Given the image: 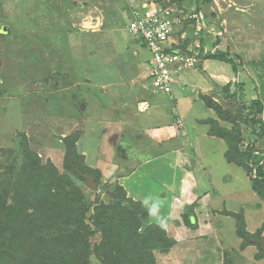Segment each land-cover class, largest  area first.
Masks as SVG:
<instances>
[{
    "label": "rangeland",
    "instance_id": "1",
    "mask_svg": "<svg viewBox=\"0 0 264 264\" xmlns=\"http://www.w3.org/2000/svg\"><path fill=\"white\" fill-rule=\"evenodd\" d=\"M149 1L0 0V185L6 178L16 182L27 148L43 164L52 161L61 175L71 151L75 166L84 169L77 182L86 203L92 204L87 218L101 205L121 204L137 212L129 224L134 228L139 223L143 239L138 241L131 231L124 243L129 251L137 252L147 232L156 229L170 241L164 248L147 249L156 264H264L258 262L264 259L262 247L254 244L259 233L264 237V197L252 182L255 171L264 169V130L253 133L248 122L257 101L263 105L264 122V0H210L201 6L206 29L214 31L220 50L230 51L231 57L239 54L244 64L242 81L236 79L239 85L229 89L207 68L200 77L212 84L208 96L227 120L202 102L198 85L189 88L195 101L188 103L178 95L177 104L172 95L152 91L150 52L129 31L131 9L142 12ZM152 1L197 8L195 0ZM97 15L103 17L101 27L81 26ZM196 26L187 23L181 28L186 39L176 38L182 50L201 60L202 38L211 35L206 29L198 35ZM201 61L194 67L199 73ZM180 84L177 80L174 88ZM178 106L183 114L187 111L186 124L175 118ZM195 117H204L197 123L215 138L204 155L194 135L205 126L196 127ZM170 121L182 129L179 135L164 132L162 125ZM222 128L225 138L239 141L241 153L231 154L234 161L227 156L229 141L218 137ZM255 143L262 152L252 148ZM249 148L250 160L243 156ZM239 162L253 171L247 173ZM85 174L94 177L96 190ZM63 189L74 191L73 186ZM149 198L159 201L158 214L149 215L142 206ZM237 215L249 233L245 247ZM94 231L93 249L104 239L96 225ZM90 259L103 264L95 253Z\"/></svg>",
    "mask_w": 264,
    "mask_h": 264
},
{
    "label": "trees",
    "instance_id": "2",
    "mask_svg": "<svg viewBox=\"0 0 264 264\" xmlns=\"http://www.w3.org/2000/svg\"><path fill=\"white\" fill-rule=\"evenodd\" d=\"M206 1L210 0H195L196 11H199ZM189 22L193 23L194 20L186 21V23ZM137 40L146 47L141 36L133 35V41ZM201 43L203 59L228 62L232 64L236 72L238 71L237 60L226 53L204 52L206 41L202 38ZM231 86L232 83L228 84L226 88L229 89ZM210 107L218 111L221 119L227 120L222 114L218 102L212 100ZM254 108V114L248 121L249 129L253 133L257 130L259 132L264 130L263 105L257 101ZM205 123L209 124V122ZM223 130L225 129H220L218 137H227L224 132H221ZM225 139L228 140V138ZM228 141L230 149L227 151V156L229 160L234 161L231 154L235 151L240 152L239 141L235 143L231 140ZM252 148L258 153L264 152V149L261 151L256 143L252 145ZM250 150L249 148L247 152L243 153V156L245 155L248 160L252 158ZM71 159H74L73 154L68 151L64 167L65 174L61 175L52 161L43 164L38 154L27 148L16 182L8 181L6 178L1 183L0 264H93L90 258L94 253L103 264H156L151 251L147 249L151 247L164 248L170 245L168 243L170 241L166 239V242L164 236L162 237L156 229L152 232L153 229L147 232L148 238L144 243H138L139 250L137 252L129 251V246L125 248V239L131 236V231L138 241L143 237L137 233L139 223H134L136 224L134 228H131L129 224V221L138 218L137 212L132 213L121 204L113 205V207L96 206L94 214L87 218L89 207L92 204L86 203L85 194L81 192L77 182V178L83 179L84 177L83 168L76 167L73 163L74 160ZM239 165L243 166L247 173L253 171L251 168L246 169L247 166L241 162ZM255 174L256 177L252 178L253 189L258 195L264 197L263 167L258 168ZM64 177L66 178L64 179ZM72 186L73 193L63 189V187L72 188ZM45 208L49 211L43 212L42 210ZM40 218H46V221L39 223ZM236 218H238L237 233L244 240L242 246L245 247L248 244L247 236H249L246 222L240 215H237ZM95 225L104 234V239L101 246L93 249L90 238L95 233ZM255 238L254 244L262 247L261 256L264 258V237L259 233ZM100 249L101 251H99Z\"/></svg>",
    "mask_w": 264,
    "mask_h": 264
},
{
    "label": "built area",
    "instance_id": "3",
    "mask_svg": "<svg viewBox=\"0 0 264 264\" xmlns=\"http://www.w3.org/2000/svg\"><path fill=\"white\" fill-rule=\"evenodd\" d=\"M196 10L189 11L185 5L173 2L147 12L133 11L129 29L135 37L144 39L150 52L148 80L152 91L172 94L181 75L199 63L198 56L182 50L173 37L176 28L183 27L188 20L197 24L198 35L206 29L203 11Z\"/></svg>",
    "mask_w": 264,
    "mask_h": 264
},
{
    "label": "crops",
    "instance_id": "4",
    "mask_svg": "<svg viewBox=\"0 0 264 264\" xmlns=\"http://www.w3.org/2000/svg\"><path fill=\"white\" fill-rule=\"evenodd\" d=\"M157 6V4L154 3V1L150 0L149 3H145L142 5V8H143V11L142 12H147L148 10L152 9V8H155ZM203 7H205L203 5ZM136 8V7H135ZM131 9L132 11L134 10H137V9ZM256 11H253V13H255ZM103 24V17L101 15V25L100 27L102 26ZM187 24V23H186ZM186 24L184 26H186ZM208 25V24H207ZM211 25V24H210ZM181 27V28H184ZM192 27H195L194 25H192ZM207 27V26H205ZM181 28H176L175 32H174V39L179 43V40L176 38V35L179 34L180 35V39L183 41L186 39V31H183ZM181 29V30H180ZM205 31V30H204ZM210 33V34H209ZM214 31L210 28L206 29V32L205 34L208 36V35H211L209 36L210 38H208L206 41V44H205V51L204 52H207V51H210L212 54H220V53H226V54H229L231 53L230 51L228 52V50L224 51V50H220L222 46H218L220 44H217L216 43V38L214 40V35H213ZM213 38V39H212ZM201 47H202V43H201ZM201 47H200V58L201 60V63L200 65H203L202 68L198 69L200 70V73L197 71V69H190V70H187L185 71L183 74L184 75H181V88H174V91L172 94L173 96V100L174 102H176L178 104V99L177 97L179 96V99L182 101H187L186 103L188 102H193L195 101L194 98H192L191 96V93L189 92V88H191V86H196L198 85L199 88H200V91H199V94L200 92L203 94V95H206L208 96V94H210V91L213 90V88H210L212 87V84H210V82H206L204 80H202V72H203V69L205 70L207 68L208 71H211L210 73V76L211 77H214L216 80H217V83L220 84V83H223V85L227 86L228 84L232 83V85H239V83L235 82L236 79H238V81H242V77L243 75L245 74V71H242V60L239 56V54H232L233 57L237 60V63H238V73L235 74V69L233 66H231V68L229 67V64L228 62H224V61H221V60H216V59H203L201 57V54L203 52V50H201ZM146 48V47H145ZM231 57V58H233ZM242 57V56H241ZM215 61V62H213ZM215 63V64H213ZM226 63V64H225ZM244 65V64H243ZM149 68V67H148ZM231 71H233L234 73H232ZM148 75H149V72L147 73V79H148ZM201 77V78H200ZM233 81V82H232ZM149 82V80H148ZM182 94V95H181ZM178 95V96H177ZM182 96V97H181ZM189 98V100H187ZM200 98V97H199ZM197 99V98H196ZM201 99V98H200ZM213 100V99H212ZM202 102L205 103L206 106H208L211 111L213 112V109L207 105V103L203 100ZM146 105H149V102H146ZM191 107V105H190ZM189 107V108H190ZM195 107L193 105V111L195 110ZM178 114L175 116L178 117L180 116L181 118H183V124L185 123L186 124V120H184V116L185 114L184 111H182L179 106H178ZM192 110V109H191ZM190 112V111H189ZM206 118V117H205ZM200 119H204V117H195L193 118V122L195 123L196 127L199 125V126H205L204 124L201 125V123H197L198 120ZM204 121V120H203ZM168 122V121H167ZM176 122V121H175ZM182 124V125H183ZM176 126V125H175ZM174 126V123L173 121H170V123H166L164 125H162V127H166V130L164 128V132L167 131L169 135H179L181 133V130H179L178 128H176ZM161 126H156V130L157 129H161L162 128ZM198 129V128H197ZM206 131V126L203 127V129L199 130L195 135H194V141H195V145L197 147V149L199 150L200 154L204 155V152L208 151L209 148H210V143L213 141V139H215L214 137H211L209 135H207L205 133ZM162 132V131H161ZM159 132V133H161ZM187 134H189L187 132ZM190 135V134H189ZM224 149L226 150V146H224ZM224 150V151H225ZM210 151V150H209ZM225 153V152H224ZM257 261V260H256ZM260 261H264V259L262 260H258V262Z\"/></svg>",
    "mask_w": 264,
    "mask_h": 264
},
{
    "label": "water",
    "instance_id": "5",
    "mask_svg": "<svg viewBox=\"0 0 264 264\" xmlns=\"http://www.w3.org/2000/svg\"><path fill=\"white\" fill-rule=\"evenodd\" d=\"M101 25V16L100 15H97L96 17H91V19H86V20H83L81 26L83 28H88V29H95V28H99ZM199 97L204 100L207 105H211V102H212V98L210 96H206V95H203L201 92L199 94ZM83 107L85 106V104H82ZM85 178L88 180V186L94 190H96L97 186H96V183H95V179L93 176L89 175V174H85ZM264 247V245H263Z\"/></svg>",
    "mask_w": 264,
    "mask_h": 264
},
{
    "label": "clouds",
    "instance_id": "6",
    "mask_svg": "<svg viewBox=\"0 0 264 264\" xmlns=\"http://www.w3.org/2000/svg\"><path fill=\"white\" fill-rule=\"evenodd\" d=\"M142 206H144L145 210L149 213V215H152L154 211L158 214L159 209V201L144 199L141 201Z\"/></svg>",
    "mask_w": 264,
    "mask_h": 264
}]
</instances>
